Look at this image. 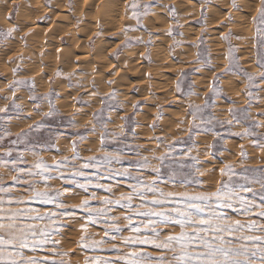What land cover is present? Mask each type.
I'll return each mask as SVG.
<instances>
[{
  "label": "rangeland",
  "instance_id": "obj_1",
  "mask_svg": "<svg viewBox=\"0 0 264 264\" xmlns=\"http://www.w3.org/2000/svg\"><path fill=\"white\" fill-rule=\"evenodd\" d=\"M54 1L0 0V13L3 15H0L3 17L0 18V33H7L11 30L10 36H0V64L4 60L7 61L3 63H10L7 64V69H9L7 73L0 68V90L2 89L0 91V108H6V115L10 117V119H0V135H3L5 131L8 133L4 140L0 141V159L12 160L22 157L23 159L17 167L36 171L33 166L38 160L52 165L54 161H64L65 157L68 158L63 167L59 169V173H62L65 179H51L47 181L48 188L39 185L38 190H46L50 193L57 190L62 191L64 194L60 199L69 207L78 205L82 199L95 193L97 199L91 201V203L93 207H102L99 203L101 198L117 199L121 193L128 194L131 191L129 185L135 183L133 180H125L122 177L105 179L104 177L109 175V171L128 169L133 176H138L147 184L156 176L152 171V168L158 165L155 157L165 153H169L171 157V159L165 161L166 165L176 167V165H172V159L183 161L186 165L181 170L180 175L172 178H170L168 167L161 170L156 186L165 193L184 191L185 188L180 186L181 183L186 185L189 192H214L219 186V181L228 179L227 176H222L220 173V169L225 165L230 166L237 173H240L243 169L264 168V77L261 76V73L264 72V67H261V64L264 63V46L260 45L262 37L260 32L257 31V28L264 29V25H261L258 20H253V17L258 15L257 10L260 7V0H235V8L232 6L233 0H175V2L174 0H135L140 6L136 10L137 15L133 16L132 9L129 12L130 21H127L130 25L128 23L126 25L125 22L120 33H113L115 37L105 35L102 32L99 33L100 29L91 30L88 25L90 27L88 28L89 32L92 33L93 31V34H89L87 27L80 25L83 24L79 20L80 15L72 14L68 16L69 20L68 17L66 18L69 23L75 22L74 24L70 23L71 25L67 23L63 16L62 18L59 15L62 18L59 17V20L58 15L54 16L53 8L56 5L61 7L59 4L63 2L54 4ZM65 1L70 4L71 11H73L71 8L73 3L79 2V0H75V2H73L74 0ZM186 1L196 5L194 10L193 7L185 8ZM129 2L132 3L133 0H129ZM37 4L41 5L38 6ZM97 4H101V0ZM34 5H37V7ZM144 5L148 7L145 8ZM183 7L185 11L182 9ZM40 9L42 12L46 9L50 10L53 15L52 13L51 15L47 14L49 12L42 13ZM56 11L59 14L62 13L61 15L69 13L68 11L67 13ZM28 12L29 15H26ZM39 12L40 14L37 15ZM163 12L166 16L162 15ZM30 13H33L34 16L31 17ZM150 15L153 19H149L151 18ZM161 16H163V20L168 19L164 28L166 35L169 36L165 45L167 48L166 54L168 58L170 57L169 62L162 63L163 67L157 69V71L149 68L143 70L141 69V67L143 68L141 62L152 63L151 57L156 53V50H154L155 52L152 50L161 43L160 40L155 39L159 32L151 28L160 23L156 18ZM167 16L168 18H166ZM24 19L26 23H23L22 20ZM148 19L151 20V23L146 21ZM154 19L156 20L154 21ZM28 20L36 23L35 25L38 28H44L42 29L44 32L39 29L41 33L38 32L37 27L34 28L36 31L34 30L35 33L33 34L37 33L39 35V40L36 39V42H39L38 45L33 42L35 41L34 35L23 29L25 24L28 25L27 22L30 23ZM240 21H243L242 24ZM52 22H54V25H52ZM4 23H6L5 26ZM55 23L63 24L64 28ZM236 23H239L238 26H236ZM65 24L69 31L68 29L66 31ZM53 26L59 29V33L57 30L58 36H55L56 30L52 28ZM247 26L249 31L244 28H247ZM60 28L63 30L61 31ZM239 29H244L245 34L243 30L240 32ZM71 30L72 32H70ZM76 30L80 33L79 35L75 34V36L73 33H78ZM123 31L129 34L126 33L124 36ZM186 31L191 34L188 33L189 35H187ZM69 33L74 36L72 40L78 37L79 39L91 38L88 39L91 50L99 48L102 54L106 53L105 55L110 58L109 60L114 59L113 69L117 68L119 72L117 70L113 72V69H111L113 74L111 70L107 71V74L102 72L104 75L102 80L105 84L102 82L97 88L95 81L101 72L97 71L99 74L92 72L90 70L92 67L90 69L87 67L90 72H86L89 70L84 69L81 61L68 57L70 54H66L67 56L61 55L65 53L61 51L65 47L76 48L73 44L69 45V43H72L70 42L71 36ZM85 33L89 35L86 37ZM37 34L35 37L38 36ZM118 34L122 35L123 38L120 39ZM46 35L51 38L55 37L53 39L55 41L49 37L53 47ZM60 37L61 39H59ZM224 37H227V39ZM30 39L33 41L31 42ZM57 39L58 43L56 42ZM40 41L42 42L41 45ZM94 42L103 46H97ZM13 45H15V48ZM126 45L130 46L127 47ZM24 49L28 54L25 53ZM123 50L124 52L128 50L130 56L128 52H126L128 55L122 53ZM17 52L19 53L17 54ZM36 52L39 54H36ZM7 54H11L10 56L13 55V57L10 58ZM30 54L32 56H29ZM34 55H37L36 59H33ZM137 55L142 59L140 58L141 62L136 64ZM58 56L62 60L57 58ZM184 56L186 60H190L188 61L190 64H187L190 66H180L179 69L170 70V66L175 59H180V57L182 59ZM27 62L31 66H27ZM71 62L75 65L73 68L69 67V69L67 65ZM32 63L34 64L32 65ZM76 64L81 66L79 65V68H76ZM187 65L185 64V66ZM32 67H35V75L32 74ZM162 68L166 70L163 71ZM83 73L85 76H83ZM94 73L97 75H93ZM181 73H183V76H181ZM248 77L253 79L249 80ZM43 78L44 80L41 82ZM105 79L107 80L105 81ZM139 79L141 81L145 79V81L141 82ZM21 81L23 83H18ZM178 81H180V91L176 89ZM159 86H166L168 89L159 91ZM167 91L168 93H165ZM49 101L51 102L53 114L45 116L44 114L50 110ZM206 101L207 107H204ZM14 105H18L19 110ZM190 105L192 108L195 106L204 108L203 113H197V118L194 119L191 115L192 108H190ZM94 114L98 115L94 118ZM4 116L5 113H0V117ZM201 117L204 123H201ZM228 121H231V123H227ZM37 123L41 125L39 129L34 128L26 137L20 138L19 143H11L12 140L17 139L18 133L22 130L27 131L29 125H36ZM192 124L199 125V127L191 128ZM246 130L249 133L247 135H245ZM102 132L107 133L103 138V142L101 141ZM236 133H240V135H236ZM73 144H75L74 151ZM9 148L13 149L10 157L4 155ZM242 151L245 153L243 157L241 156ZM107 153H119L120 162L115 163L114 161L111 165L100 167L99 170L94 167L83 168V165L89 162V157L101 159ZM145 158L149 166L141 168L139 165ZM77 170L86 172L93 181L89 185L88 193H84L83 189L76 183L69 182L72 174ZM59 173L53 171L51 175L56 177ZM14 174L16 173L9 172L8 169L0 165V179H3L6 184L11 182V177ZM249 175H259V172H250ZM23 179L31 182L34 178L24 175ZM35 179L38 180V178ZM76 180L80 183L85 182V178L81 176H77ZM118 181L123 182L118 183ZM192 181H202V183L197 184ZM97 185L111 186L112 192H108L105 187ZM252 187L259 189L258 184H253ZM23 188L24 185H17L13 192H21L26 198L30 193L23 192ZM147 198L151 199L152 194L149 193ZM139 203V199H134V205ZM31 206L42 211L54 210V205H44L36 201L31 202ZM3 207L4 211H10L18 206L5 204ZM73 210L79 211L77 209ZM226 211L232 218L240 219L242 222L246 221L245 217L237 216L231 209ZM124 214H126V210L118 207L112 213L116 216ZM58 223L64 225V227L60 229L61 235H54L52 239L60 241L57 251L66 253V255L63 257L55 256L54 258L57 261L63 259L66 264H85L86 257L92 259L95 256H101L108 259L115 256V253L111 251L78 247V240L82 234L80 230L82 220L72 223L68 218L62 217L58 220ZM120 223L123 225L126 221L121 220ZM38 226L42 227L43 222ZM168 231L178 232L179 228H169ZM84 234L89 235L92 239H100L103 236V225H90ZM128 234L127 229H125L123 235ZM49 247L52 246L49 245ZM41 254L51 255V253Z\"/></svg>",
  "mask_w": 264,
  "mask_h": 264
},
{
  "label": "snow or ice",
  "instance_id": "obj_2",
  "mask_svg": "<svg viewBox=\"0 0 264 264\" xmlns=\"http://www.w3.org/2000/svg\"><path fill=\"white\" fill-rule=\"evenodd\" d=\"M232 6L236 7L235 0ZM128 7L133 9V16H136V10L140 7L138 3L133 0ZM144 7L148 6L144 5ZM257 12L258 15L253 17V20H258L264 25V0H260ZM257 31L262 37L260 45L264 46V29L257 28ZM10 35L11 30L0 33L3 37ZM261 67H264V63ZM261 76L264 77V72ZM248 79L253 78L248 77ZM176 89L180 91V81L177 82ZM14 106L19 110L18 105ZM204 107H207V101ZM49 109L45 116L53 114L50 101ZM203 111L204 108L195 106L191 115L196 119L197 113ZM0 113H5L0 119H10L6 115V108H0ZM97 115L94 114V118ZM201 123H204L202 117ZM227 123L230 124L231 121ZM40 127L39 123L29 125L28 130L18 133L17 139L12 140L11 143H19L20 138L26 137L34 128ZM195 127L199 125H191V128ZM247 134L249 133L246 130L245 135ZM7 135L6 131L0 135V141H3ZM106 135V132L101 133L102 142ZM74 149L75 144L73 151ZM12 152L13 149L9 148L4 155L10 157ZM244 155L242 151L241 156ZM22 159V157L12 160L0 159V165L9 172L16 173L12 175L9 184L0 179V264H66L63 259L57 261L54 258L63 257L66 253L58 252L60 241L52 239L54 235H61L60 229L64 225L58 223V220L62 217L68 218L72 223L83 221L80 224L82 234L78 240L79 248L101 249L115 253V256L108 259L101 256L92 259L86 257L85 264H264V168L243 169L237 173L230 166L225 165L220 169V173L228 179L219 181V186L214 192H189L186 185L181 183L180 186L185 188L184 191L165 193L156 186L161 170L168 167L172 178L180 175L181 170L186 167L183 161L175 159H172V165L176 167L166 165L165 161L171 157L169 153H165L155 157L158 165L152 168L156 176L151 182L144 183L138 176H133L128 169L109 171L105 179L122 177L125 180L135 181L129 185L131 191L128 194L121 193L117 199L101 198L99 203L102 207H93L91 201L96 200L97 197L92 193L91 196L82 199L78 205L69 207L60 199L64 194L62 191L50 193L46 190H38L39 185L48 188L47 181L51 179H65L64 175L59 173V169L68 158L65 157L64 161H54L52 165L38 160L33 166L36 171L17 167ZM88 161L83 168L94 167L99 170L100 167L111 165L114 161L119 163L120 157L119 153H107L101 159L89 157ZM139 166L148 167L147 159L145 158ZM53 171H57L58 176L53 177L51 175ZM250 172H259V175H249ZM24 175L34 179L30 182L23 179ZM77 176L84 177L85 182L80 183L76 180ZM69 182L76 183L84 193H88L89 185L93 183L83 170L75 171ZM120 182L123 181H118ZM192 182L202 183V181ZM253 184H258L259 189H254ZM17 185H24L23 192L30 195L25 198L21 192L14 193L13 189ZM97 186L105 187L106 191L112 192L111 186ZM149 193L152 194L151 199L147 198ZM134 199H139L140 203L134 205ZM33 201L54 205V210L42 211L33 208L31 206ZM5 204L18 207L4 211ZM117 207L125 209L126 214L112 215ZM228 209L237 216L245 217L246 221L232 218L226 211ZM121 220L126 223L121 225ZM41 222L43 226L39 227ZM98 224L103 225V236L100 239H92L84 234L90 225ZM169 228H179V231H168ZM125 229L128 235H123ZM41 253H51V255Z\"/></svg>",
  "mask_w": 264,
  "mask_h": 264
},
{
  "label": "bare ground",
  "instance_id": "obj_3",
  "mask_svg": "<svg viewBox=\"0 0 264 264\" xmlns=\"http://www.w3.org/2000/svg\"><path fill=\"white\" fill-rule=\"evenodd\" d=\"M6 1V0H5ZM37 1V0H36ZM73 1V0H72ZM78 1V0H77ZM99 0H79V2H75V0L73 1V2H75V3H73V5H72V9H73V11H71L70 10V7H69V5L70 4H68V2L67 1H65L64 2V0H55L54 1V4H58V2H63L62 4H59L61 7H59V6H57L56 5V7L55 8H53V13H54V16L56 15H58L57 16V18H59L60 16L62 17H64V19H66L69 15H72V14H74V15H80V17H79V20L83 23V24H80V25H83L85 28L87 27V30H88V32H89V29L88 28H90L91 27V30L93 29V30H95V29H100L99 30V33L100 32H102V33H104L105 35H113L114 37H115V34H113V33H120L121 31V28H122V26L123 25H125L124 23L126 22V25H127V23L130 21V19H129V12L132 10L130 7H127L128 6V4L130 3H128V1L129 0H101V4H97V2H98ZM177 1V0H176ZM180 1V0H179ZM185 1V0H184ZM13 2V1H12ZM41 2V1H40ZM40 2H38V3H40ZM174 2H175V0H174ZM20 3V2H19ZM22 3V2H21ZM79 3H81V4H79ZM181 3V2H180ZM186 4H185V8H190V7H193V10H194V7L196 6L194 3H192V2H188L187 3V1L185 2ZM7 4V3H6ZM29 4V3H28ZM131 4V3H130ZM178 4V3H177ZM23 5H25V4H23ZM38 5V4H37ZM37 5L35 6V7H37ZM39 5H41V4H39ZM38 5V6H39ZM51 6L53 5L52 3L50 4ZM49 5V6H50ZM175 5V4H174ZM20 6V5H19ZM33 6V5H32ZM48 6V7H49ZM184 6V5H183ZM187 6V7H186ZM10 7V6H9ZM175 7V6H174ZM22 8V7H21ZM27 8V7H26ZM41 8H44V7H41ZM10 9H12V8H10ZM25 9V8H24ZM35 9V8H34ZM37 9V8H36ZM38 9H39V7H38ZM37 9V10H38ZM183 10H184V7L182 8ZM192 9V8H191ZM191 9H189V10H191ZM28 10H29V8H28ZM41 10V9H40ZM50 10H51V8H50ZM50 10H44V12H42V10H41V12L42 13H47V12H49V13H47V14H50L51 15V13L52 12H50ZM56 10H59L60 11V13L61 12H66L67 13V11L69 12L68 14H63V15H61V14H59V12L58 11H56ZM158 10H159V8H158ZM183 10H181L182 12H183ZM2 11V10H1ZM31 11V10H30ZM33 11V10H32ZM31 11V12H32ZM39 11V10H38ZM38 11H35V12H38ZM52 11V10H51ZM160 11H161V9H160ZM181 11H179V12H181ZM185 11V10H184ZM186 11H187V9H186ZM9 12V11H8ZM25 12V11H24ZM158 12V11H157ZM156 12V13H157ZM181 12V13H182ZM188 12V11H187ZM20 13V12H19ZM53 13H52V15H53ZM58 13V14H57ZM159 13V12H158ZM161 13V12H160ZM21 14V13H20ZM31 14V13H30ZM33 14V13H32ZM31 14V17L32 16H34V15H32ZM36 14V13H35ZM38 14H40V12L39 13H37V15ZM190 14V13H189ZM0 15H2V13H0ZM7 15V14H6ZM5 15V16H6ZM23 15H25V14H23ZM26 15H29V12H28V14H26ZM49 15V16H50ZM60 15V16H59ZM162 15L164 16L165 14H164V12L162 13ZM188 15V14H187ZM3 16V15H2ZM2 16H0V18L2 17ZM36 16V15H35ZM156 16H159V15H156ZM155 16V17H156ZM163 16H161L160 18H162ZM166 16V15H165ZM241 16V15H240ZM245 16V15H244ZM25 17V16H24ZM31 17H27V18H31ZM51 17V16H50ZM60 17V18H61ZM62 17V18H63ZM78 17V16H77ZM149 17H151V18H149V19H153L152 18V15H150ZM153 17H154V15H153ZM238 17V16H237ZM3 18V17H2ZM1 18V19H2ZM23 18V16L21 17V19ZM34 18V17H33ZM52 18H53V16H52ZM60 18H59V20H60ZM61 18V19H62ZM159 17L158 18H156V19H158L159 20V22L160 23H157L158 25H155V26H150L151 28H153V29H155V31L156 32H159L158 33V36H156L157 38H155V39H158V40H160L161 41V43L159 44V46L157 45L156 47L157 48H154L152 51H154V50H156V53H154V55L151 57V61H152V63H150V64H147L148 62H141V57H139V55H137V58H136V60H135V62H136V64L137 63H142V65L141 66H143V68L141 67V69H146V68H149V69H151V70H156L157 71V69H160L161 67H163L162 66V63H167V62H169V58H168V56H167V52H166V50H167V48L165 47V45L167 44L166 42L168 41V39L169 38H167V37H169V36H167L166 35V30H165V28H164V26L166 25V23H167V21H168V19H166V18H168V16L165 18L166 20H163V18L162 19H160ZM241 18V17H240ZM244 18V17H243ZM63 19V20H64ZM77 19V18H76ZM146 20L147 22H149V23H151L150 21L151 20ZM156 19H154V21L156 20ZM238 19V18H237ZM29 20H31V19H29ZM28 20V21H29ZM58 20V21H59ZM68 20H69V17H68ZM239 20V19H238ZM6 21V20H5ZM22 21H24L23 23H26V21H25V19L24 20H22ZM51 21V20H50ZM57 21V20H56ZM65 21V20H64ZM66 21H67V19H66ZM128 21V22H127ZM235 21V20H234ZM245 21V20H244ZM30 22V21H29ZM63 22V21H62ZM212 22V21H211ZM215 22V21H214ZM237 22H239V21H237ZM241 22V21H240ZM243 22V21H242ZM242 22H241V24H242ZM248 22H249V20H248ZM1 23V22H0ZM21 24H22V22H20ZM31 23V24H30ZM30 23H28L27 22V24L28 25H26L25 24V26H24V30H27V31H29L30 33H35L34 32V30L36 31V29L38 30V32H40L41 33V31H42V29H44V28H38V26L37 25H35L36 23H32V22H30ZM53 24L52 25H54V22H52ZM67 23H69L68 21H67ZM66 23V24H67ZM71 23V22H70ZM69 23V25H71L72 23H73V21H72V23L70 24ZM75 23V22H74ZM73 23V24H74ZM144 23L146 24V22L144 21ZM148 23V24H149ZM153 23V22H152ZM155 23V22H154ZM245 23V22H244ZM5 24L6 23H4V26H5ZM50 24H51V22H50ZM55 24H57V23H55ZM58 24H60V23H58ZM57 24V25H58ZM66 24H65V29H66V31H67V29L68 28H66ZM129 24V23H128ZM237 25L236 26H238V24L239 23H236ZM240 24V25H241ZM1 25V24H0ZM56 25V26H57ZM76 25V24H75ZM79 25V24H78ZM88 25L90 26V27H88ZM130 25V24H129ZM150 25H152V24H150ZM244 26H245V24H243ZM3 26V25H2ZM7 26V25H6ZM13 26V25H12ZM19 26V25H18ZM40 26H42V25H40ZM39 26V27H40ZM50 26V25H49ZM58 26H62V28H64L63 27V24L61 25H58ZM68 26V25H67ZM149 26V25H148ZM235 26V25H234ZM235 26V27H236ZM37 27V28H36ZM51 27V26H50ZM83 27V28H84ZM149 27V28H150ZM166 27V26H165ZM214 27H215V25H214ZM239 27H242V26H239ZM4 28V27H3ZM34 28H36V29H34ZM49 28V27H48ZM52 28H54V26L52 27ZM57 28V27H56ZM54 28V30H56V35L53 33V36L55 35V36H58L57 34L60 32L59 31V29L57 28ZM62 28H60L61 29V31L63 30ZM70 28H71V26H70ZM80 29H81V26L79 27ZM84 28V29H85ZM187 28V27H186ZM233 28V27H232ZM243 28V27H242ZM245 29H248V26H247V28L246 27H244ZM39 29H41V31L39 30ZM74 29V28H73ZM83 29V30H84ZM57 30H58V33H57ZM75 30V29H74ZM79 30V29H78ZM78 30H76L78 33H73L74 35L75 34H78L79 35V31ZM83 30H80V31H83ZM86 30V29H85ZM84 30V31H85ZM86 30V31H87ZM90 30V31H91ZM123 30V29H122ZM124 30H126V29H124ZM152 30V29H151ZM187 30V29H186ZM234 30V29H233ZM244 31V34H245V30L244 29H239V31L241 32V31ZM23 31V30H22ZM26 31V32H27ZM68 31H69V29H68ZM211 31V30H210ZM237 31V30H236ZM248 31H249V29H248ZM42 32H44V30L42 31ZM52 31H51V28H50V33H51ZM70 32H72V30L70 31ZM130 32H131V30H130ZM192 32V31H191ZM197 32V31H196ZM234 32V31H233ZM39 33V34H40ZM64 33V32H63ZM62 33V34H63ZM91 32H89V34H90ZM127 33V32H126ZM124 31H123V34H124V36H125V34H126ZM132 33V32H131ZM130 33V34H131ZM186 33H187V31H186ZM185 33V34H186ZM189 33V32H188ZM187 33V35H189V34H191V33H189L188 34ZM193 33H194V31H193ZM214 33V32H213ZM219 33V32H218ZM16 34H18V33H16ZM37 34V33H36ZM36 34H33V35H30V36H33L34 37V39H35V41H33V40H31L30 39V41L32 42H35V43H37L36 42V39H38V37H39V35L38 36H36L35 37V35ZM42 34H44V33H42ZM47 34H48V31H47ZM67 34V33H66ZM65 34V35H66ZM72 34V35H73ZM81 34H82V32H81ZM88 34V35H89ZM91 34H93V31H92V33ZM127 34H129V33H127ZM247 34V33H246ZM60 35V34H59ZM65 35H63L64 37H65ZM69 35H70V33H69ZM68 35V36H69ZM72 35H70L71 36V41L70 42H72V43H69V45L70 44H73V45H75L76 46V48H73V49H71V47H69V45H68V47L70 48H66L65 47V49H63V50H61V51H63V52H65L64 54L62 53V52H60V53H62L61 55H63V56H67L66 54H70V56H68V57H70V58H74V60H76V61H81V65L84 67V69L85 68H91L90 70L92 71V72H96V73H98V72H101V74H99L100 76L98 77V79H96V84H97V88L99 87L98 85H100V83H102L104 80H102V76L104 77V73H106L107 74V71H110L111 69H113L114 68V64H113V62H114V59H111V60H109L110 58L107 56V55H105V54H102L101 53V51H100V49L98 48V49H95V50H91V48H90V44H89V40L88 39H91V38H88V39H85V38H83V39H79V37L78 38H75V39H73L72 40V38H74V36H72ZM86 33H85V36L87 37L88 36ZM103 35V34H102ZM117 35V34H116ZM119 35V37H120V39H121V37H122V35L120 36V34H118ZM183 35V34H182ZM220 35V34H219ZM219 35H217V36H219ZM26 36V35H25ZM27 36H29V34H27ZM47 36V38L49 39V37H48V35H46ZM76 36V35H75ZM83 36V35H82ZM131 36H132V34H131ZM191 36V35H190ZM12 37V36H11ZM42 37V36H41ZM97 37L99 38V36L97 35ZM102 37V36H101ZM127 37V36H126ZM188 37V36H187ZM221 37V36H220ZM44 38V37H43ZM55 37H53V38H51L50 37V39H54ZM97 38V39H98ZM117 38V37H116ZM123 38V37H122ZM171 38V37H170ZM209 38V37H208ZM212 38V37H211ZM45 39H46V37H45ZM49 39V40H50ZM59 39H61V37L59 38ZM69 39V38H68ZM68 39H66V40H68ZM118 39V38H117ZM172 39V38H171ZM186 39V38H185ZM188 39H189V37H188ZM39 40V39H38ZM37 40V41H38ZM47 40V39H46ZM102 40V39H101ZM119 40V39H118ZM125 40V39H124ZM221 40V39H220ZM44 41V40H43ZM53 41H55V40H53ZM69 41V40H68ZM67 41V42H68ZM107 41V40H106ZM109 41V40H108ZM107 41V42H108ZM17 42V41H16ZM26 42H27V40H26ZM41 42V41H40ZM45 42V41H44ZM52 41L50 40V43H51ZM57 43H58V39H57V41H56ZM99 42V41H98ZM219 42V41H218ZM39 43V42H38ZM38 43H37V45H38ZM48 43V42H47ZM49 43V44H50ZM61 43V42H60ZM95 43V42H94ZM116 43V42H115ZM13 44H15V43H13ZM19 44V43H18ZM29 44V43H28ZM31 44V43H30ZM42 44V42L40 43V45ZM54 44L56 45V43L54 42ZM96 44V43H95ZM98 44V43H97ZM96 44V45H97ZM130 44V43H129ZM216 44V43H215ZM221 44V43H220ZM36 45V46H37ZM39 45V46H40ZM48 45V44H47ZM46 45V46H47ZM54 45V46H55ZM94 45V44H93ZM99 45H101V46H103L102 44H99ZM99 45H97V46H99ZM163 45V46H162ZM211 45H213V44H211ZM219 45V44H218ZM217 45V46H218ZM2 46V45H1ZM14 46V48H15V45H13ZM28 46V45H27ZM32 46H33V44H32ZM32 46H31V48H32ZM43 46V45H42ZM51 46H52V43H51ZM72 46V45H71ZM127 46V45H126ZM128 46H130V45H128ZM127 46V47H128ZM210 46V45H209ZM216 46V47H217ZM30 47V46H29ZM41 47V46H40ZM53 47V46H52ZM114 47V46H113ZM163 47V48H162ZM221 47V46H220ZM13 48V47H12ZM24 48V47H23ZM22 48V49H23ZM37 48H38V46H37ZM48 48V47H47ZM62 48V47H61ZM64 48V47H63ZM95 48V47H94ZM213 48V47H212ZM6 49H8V48H6ZM36 49V48H35ZM53 49V48H52ZM14 50V49H13ZM18 50V49H17ZM16 50V51H17ZM25 51H26V49H24ZM37 50V49H36ZM65 50V51H64ZM107 50H108V48H107ZM106 50V51H107ZM4 51V50H3ZM15 51V52H16ZM74 51H76L75 53H74ZM132 51V50H131ZM130 51V52H131ZM175 51V50H174ZM182 51V50H181ZM213 51V50H212ZM223 51V50H222ZM9 52V51H8ZM53 52V51H52ZM59 52V51H58ZM103 52V51H102ZM126 52H128V50H126L125 52H124V50L122 51V53H126ZM155 52V51H154ZM173 52V51H172ZM183 52V51H182ZM186 52V51H185ZM215 52V51H214ZM2 53V52H1ZM12 53H14V51H12ZM19 52H17V54H18ZM21 53H24V52H21ZM25 53H27V51L25 52ZM35 53V52H34ZM42 53V52H41ZM109 53V52H108ZM186 53H188V52H186ZM219 53H220V51H219ZM5 54V53H4ZM15 54V53H14ZM28 54V53H27ZM33 54V53H32ZM32 54H30L29 56H32ZM36 54H39V53H37L36 52ZM49 54V53H48ZM51 54V53H50ZM49 54V55H50ZM72 54V55H71ZM127 54V53H126ZM125 54V55H126ZM128 54H129V52H128ZM127 54V55H128ZM132 54V53H131ZM169 54V53H168ZM185 54V53H184ZM11 54H7V56H10ZM21 55V54H20ZM43 55V54H42ZM54 55V54H53ZM186 55V54H185ZM216 55V54H215ZM6 56V57H7ZM23 56H24V54H23ZM37 56V55H36ZM35 55H34V57H33V59L36 57ZM39 56H41V55H39ZM38 56V57H39ZM47 56V55H46ZM45 56V57H46ZM60 56V55H59ZM57 57V58H60V57H62V56H60V57ZM129 56H130V54H129ZM151 56V55H150ZM174 56V55H173ZM13 57V55L12 56H10V58H12ZM22 57V56H21ZM179 57V56H178ZM177 57V58H178ZM187 57H188V55H187ZM186 57V58H187ZM9 58V59H10ZM31 58V57H30ZM44 58V57H43ZM43 58H41V60H43ZM49 58H50V56H49ZM53 58V57H52ZM64 58H66V57H64ZM63 58V59H64ZM69 58V59H70ZM141 58V59H140ZM168 58V59H167ZM4 59H6V58H4ZM21 59V58H20ZM19 59V60H20ZM36 59V58H35ZM40 59V58H39ZM46 59V58H45ZM55 59V58H54ZM61 59V58H60ZM68 59V58H67ZM188 59H190V58H188ZM51 60V59H50ZM62 60V59H61ZM70 60H73V59H70ZM69 60V61H70ZM4 61H7V60H4ZM4 61H2V64H0V68H1V70L3 69V71H6V73H7V71L9 70V69H7V64L9 63H3ZM32 61H35V60H32ZM39 61V60H38ZM37 61V62H38ZM66 61V60H65ZM64 61V62H65ZM188 61H190V60H186L185 59V56L181 59V57H180V59H175V61L173 62V64L170 66V70H176L178 67H180V66H183V67H188V66H190V65H187V64H190V63H188ZM31 62V61H30ZM45 62V61H44ZM52 62V61H51ZM53 62H55L54 60H53ZM60 62V61H59ZM74 62V61H73ZM0 63H1V61H0ZM41 63V62H40ZM66 63V62H65ZM5 64V65H4ZM10 64V63H9ZM25 64V63H24ZM27 64V66L28 65H30V63H26ZM34 63H32V65H33ZM47 64H48V62H47ZM54 64V63H53ZM60 64H61V62H60ZM59 63H58V65H60ZM68 64V63H67ZM185 64L187 65V66H185ZM195 64V63H194ZM245 64V63H244ZM22 65V64H21ZM75 64L74 63H70L69 65H67V67L69 68V67H72L73 68V66H74ZM80 65V64H79ZM79 65H77L76 64V68H79ZM80 65V66H81ZM246 65H247V63H246ZM9 66H12V65H9ZM31 66V65H30ZM45 66V65H44ZM55 66V65H54ZM62 66V65H61ZM65 66H66V64H65ZM64 65L62 66V67H65ZM23 67V66H22ZM66 67V68H67ZM151 67V68H150ZM33 68V67H32ZM39 68V67H38ZM49 68V67H48ZM71 68V69H72ZM82 67H80V69H81ZM85 69V70H89V69ZM138 68H139V66H138ZM7 69V70H6ZM26 69H29V68H26ZM43 69V68H42ZM52 69V68H51ZM61 69H63V68H61ZM65 69V68H64ZM70 69V68H69ZM83 69V68H82ZM83 69V71L85 72V70ZM93 69V70H92ZM97 69H99V70H97ZM179 69V68H178ZM1 70H0V72H1ZM25 70V69H24ZM32 70V69H31ZM35 67L33 68V73H32V71H31V73L33 74V75H35L36 73H35ZM53 70V69H52ZM65 70H68V69H65ZM64 70V71H65ZM90 70L89 71H86V72H90ZM116 70H117V68H115V70L113 69V72H116ZM143 70H141V71H143ZM162 70L163 71H165L166 69L165 68H162ZM170 70H168V71H170ZM98 71V72H97ZM118 71V70H117ZM147 71V70H146ZM29 72V71H28ZM62 72V71H61ZM102 72H103V74H102ZM111 72H112V70H111ZM113 72H112V74H113ZM119 72V71H118ZM30 73V72H29ZM35 73V74H34ZM108 73H110V72H108ZM147 73V72H146ZM4 74V73H3ZM9 74H11V73H9ZM28 74V73H27ZM62 74V73H61ZM84 74V73H83ZM30 75V74H29ZM38 75V74H37ZM78 76H80L79 74H77ZM82 75V74H81ZM87 75H88V73H87ZM93 75H95V73L93 74ZM97 75V74H96ZM95 75V76H96ZM10 76V75H9ZM22 76H24V75H22ZM41 76V75H40ZM77 76V77H78ZM83 76H85V74L83 75ZM89 76H91V75H89ZM8 77V76H7ZM6 77V78H7ZM39 77V76H38ZM81 77V76H80ZM115 77V76H114ZM144 77V75L142 76V78ZM11 78V77H10ZM35 78V77H34ZM37 78V77H36ZM82 78H84V77H82ZM82 78H81V80H82ZM107 78V77H106ZM141 78V79H142ZM9 79V78H8ZM104 79V78H103ZM38 80V79H37ZM41 80V79H40ZM43 80H44V78L41 80V82H43ZM107 79H105V81H106ZM140 80V79H139ZM197 80V79H196ZM112 81V80H111ZM141 81V80H140ZM143 81H145V79H143ZM143 81H141V82H143ZM58 82V81H57ZM56 82V83H57ZM86 82V81H85ZM93 82H94V80H93ZM94 82V83H95ZM37 83V82H36ZM53 83H55V82H53ZM90 83V82H89ZM104 84H105V82H103ZM117 83H118V81H117ZM45 84V83H44ZM44 84H43V86H44ZM59 84V83H58ZM92 84V83H91ZM112 84V83H111ZM145 84V83H144ZM144 84H142V85H144ZM199 84H200V82H199ZM31 85V84H30ZM39 85V84H38ZM56 85V84H55ZM54 85V86H55ZM102 85V84H101ZM141 85V86H142ZM163 85V84H162ZM165 85V84H164ZM167 85V84H166ZM170 85V84H169ZM168 85V86H169ZM43 86H41V87H43ZM92 86V85H91ZM4 87V86H3ZM103 87V86H102ZM119 87V86H118ZM46 88V87H45ZM57 88H59V87H57ZM61 88V87H60ZM85 88V87H84ZM87 88V87H86ZM104 88V87H103ZM141 88V87H140ZM144 88V87H143ZM159 88H160V90H159ZM159 88H157L159 91H166L167 89H168V87L166 88V86H159ZM41 89V88H40ZM87 89H89V88H87ZM100 89V88H99ZM2 90V89H1ZM0 90V91H1ZM59 90V89H58ZM65 90V89H64ZM91 90V89H90ZM104 90V89H103ZM107 90V89H106ZM20 91V90H19ZM92 91V90H91ZM4 92V91H3ZM100 92V91H99ZM165 93H168V91L167 92H165ZM1 94V93H0ZM143 94V93H142ZM7 95V94H6ZM69 95V94H68ZM122 95H124V94H122ZM141 95V94H140ZM17 96V95H16ZM21 96V95H20ZM23 97V96H22ZM68 97V96H67ZM66 98V97H65ZM69 98V97H68ZM68 100H70V99H68ZM18 102V101H17ZM62 102V101H61ZM59 103V102H58ZM64 103H65V101H64ZM15 104V103H14ZM67 104V103H66ZM4 105V104H3ZM63 105V104H62ZM72 105V104H71ZM65 106H67V105H65ZM64 107V106H63ZM71 107V106H70ZM41 108H43V107H41ZM27 110V109H26ZM65 110V109H64ZM74 111V110H73ZM31 113V112H30ZM139 117V116H138ZM88 118V117H87ZM139 118H142V117H139ZM115 121V120H114ZM145 128V127H144ZM113 129V128H112ZM144 131V130H143ZM143 136H144V134H143ZM142 136V137H143ZM98 142V141H97ZM145 142V141H144ZM149 142V141H148ZM205 159V158H204ZM205 161H206V159H205ZM204 168V167H203ZM206 174V173H205ZM205 177H206V175H205ZM205 179V178H204ZM207 179V178H206ZM88 230V229H87ZM72 235V234H71ZM71 237V236H70ZM73 260V259H72Z\"/></svg>",
  "mask_w": 264,
  "mask_h": 264
}]
</instances>
